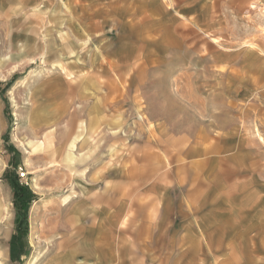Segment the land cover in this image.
<instances>
[{"label": "rangeland", "instance_id": "obj_1", "mask_svg": "<svg viewBox=\"0 0 264 264\" xmlns=\"http://www.w3.org/2000/svg\"><path fill=\"white\" fill-rule=\"evenodd\" d=\"M263 8L0 0V264H264Z\"/></svg>", "mask_w": 264, "mask_h": 264}, {"label": "crops", "instance_id": "obj_2", "mask_svg": "<svg viewBox=\"0 0 264 264\" xmlns=\"http://www.w3.org/2000/svg\"><path fill=\"white\" fill-rule=\"evenodd\" d=\"M170 1H172L175 5L177 4L179 6L180 2H183L184 0H170ZM161 4L163 6V2ZM169 6H171V5H169ZM67 129H68V126H67V128L65 130H67ZM257 135H258L259 140L264 144V137L260 134L259 130H257ZM64 139L65 138H63L61 142L58 141L57 145L61 147V145H63ZM135 169H139V168H137L136 166L133 165L132 171L134 172ZM132 175H134V174H132ZM132 181H134V180H132ZM69 197L70 196H68V198ZM85 199L86 200H90V201H95V202L102 203V201L104 200V196L96 195L94 197H88V199L87 198H85ZM102 210H103V208L101 207L100 211H102ZM100 211H98V212H100ZM1 213H2V209H1V203H0V214ZM97 220H98L99 224H101V225L99 227L97 226V227H94V228H91L94 225V223H95L94 219L90 221V224H88L85 221H81V224H79L78 226H75V227H74V222L71 219H66L65 220L66 221V223H65L66 225H62V223H61V224L55 226V230L58 227H63V228L59 229L56 232V234L59 235L58 238L60 240L56 243V246L53 248L54 251L59 256L60 255L62 256V259L54 262V264H56V263L57 264H67L68 262L71 261V258L66 259V261H64L65 260L64 258H66L65 257L66 255L63 254L64 252L62 250L66 246V244H68L69 242L72 241V239L74 237H77L80 240V241L78 240L79 242L77 241V244H83L81 246L84 247V250L86 251V256L89 254V252H90L89 248H91V247L94 249V251L98 252L99 256H102V253H101V249L102 248L101 247H102V244L104 243V241L102 239H99V240H94L93 239L94 237L98 236L99 234H101L103 232V228H102L103 222L101 221L100 217H98ZM144 225H145V223L139 224L137 226L135 232L140 233V231L144 228ZM89 243L92 246L88 247ZM86 246H87L88 249H86ZM67 251L68 252H66V253H69L70 249L67 250Z\"/></svg>", "mask_w": 264, "mask_h": 264}, {"label": "bare ground", "instance_id": "obj_3", "mask_svg": "<svg viewBox=\"0 0 264 264\" xmlns=\"http://www.w3.org/2000/svg\"><path fill=\"white\" fill-rule=\"evenodd\" d=\"M264 9V8H263ZM263 13H264V11H263ZM68 130V129H67ZM71 131H69L68 130V132H67V135L65 136V138L66 137H68V139H69V137L71 138L72 136H71ZM56 135H49V136H47V138H48V141H49V143H50V145L52 146H54L55 148H54V150L56 151L57 150V148H56V144H54L55 143V137ZM58 144V143H57ZM66 145L69 147V151L67 152V154H68V160H69V162H72L73 161V156H72V150L74 149V147H75V142H73V140L71 141H69V142H67L66 143ZM36 146V147H35ZM34 146V148H33V150H36L37 149V147L39 146V144H37V145H35ZM66 146V147H67ZM58 148L60 147V146H57ZM59 150V149H58ZM60 151V150H59ZM1 217V216H0ZM57 264V263H56Z\"/></svg>", "mask_w": 264, "mask_h": 264}, {"label": "trees", "instance_id": "obj_4", "mask_svg": "<svg viewBox=\"0 0 264 264\" xmlns=\"http://www.w3.org/2000/svg\"><path fill=\"white\" fill-rule=\"evenodd\" d=\"M17 192L19 194H21L20 199L22 200V202L23 201H28V199H29L28 197H27V199H22L24 197V195H25V189L23 187H18Z\"/></svg>", "mask_w": 264, "mask_h": 264}, {"label": "built area", "instance_id": "obj_5", "mask_svg": "<svg viewBox=\"0 0 264 264\" xmlns=\"http://www.w3.org/2000/svg\"><path fill=\"white\" fill-rule=\"evenodd\" d=\"M21 175L24 176V173H22Z\"/></svg>", "mask_w": 264, "mask_h": 264}]
</instances>
